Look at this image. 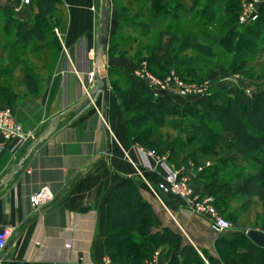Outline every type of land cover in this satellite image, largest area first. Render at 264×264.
<instances>
[{"label": "crops", "instance_id": "0c3cea01", "mask_svg": "<svg viewBox=\"0 0 264 264\" xmlns=\"http://www.w3.org/2000/svg\"><path fill=\"white\" fill-rule=\"evenodd\" d=\"M8 3L15 18L32 28L37 17L36 0L29 6H22L20 0ZM98 10L99 0H59L57 12L63 11L65 24L51 26L49 35L53 42L48 36L43 43L15 47H33L36 52L48 53L49 58L31 60L37 67L32 72L17 74L14 66L0 69V84L13 93L6 103L0 96V105H10L23 132L31 133L26 142L6 140L0 134V229L17 228L0 256L2 264H107V204L113 190L129 179L137 188V196L130 200L131 204L127 203L129 207L147 203L155 220L151 231L162 234L169 229L180 239L179 250L172 242L154 244V252L161 253L162 264H185V247L194 250L203 264H222L216 244L237 230L218 236L205 218L186 211L183 200L158 197L151 191L149 185L154 188L163 172L145 168L144 157L128 143L124 111L112 91L106 121L102 118L100 94L94 104L79 114L63 118L58 132L30 154L7 187L2 185L47 123L88 92L85 87L97 53ZM55 47L59 53L56 58L52 56ZM106 67L109 73L113 70L127 79L135 69L133 62L122 56L106 62ZM27 73L38 82L40 91L36 95H30L25 87L23 77ZM174 101L179 106L186 103L182 98ZM194 186L198 193L206 194V183L200 174H196ZM41 190H48L55 199L35 211L30 198Z\"/></svg>", "mask_w": 264, "mask_h": 264}, {"label": "trees", "instance_id": "16d2710c", "mask_svg": "<svg viewBox=\"0 0 264 264\" xmlns=\"http://www.w3.org/2000/svg\"><path fill=\"white\" fill-rule=\"evenodd\" d=\"M139 1L143 2L144 6L139 9V12L134 13L135 16H140V18L149 21L150 25L147 28L151 26L159 27V37L169 39L167 48L163 49V46L160 45L153 51L148 60L151 69L158 68L163 73L165 70L162 61L167 59L172 41L182 38L181 49L186 47L192 49L201 48L197 44V37L194 31H199L212 25L213 18L208 13L214 8L213 2H218V0H203L202 21L199 20L200 15H195L193 24L183 27L180 33L181 28L179 27L181 26L173 25L161 28V24L164 25L169 17L177 23L180 18L189 16L194 8L193 6H196L197 3L199 4L201 0H191L192 5L189 8L184 5L183 0ZM210 1H212L211 4L209 3ZM219 1H221V4L217 9L215 8L214 13L221 11V14L225 15L226 21L220 24L222 37L219 40V44L224 46L235 39H239L242 34L240 32L241 29L238 27L240 4L238 0ZM58 3L59 0H36L37 17L35 20L40 21L41 24H34L32 28L29 27V23L21 22L9 13L8 21L12 22L13 26L11 30L15 39L12 49L31 42H45L48 39L51 28L50 18L56 15ZM171 3L174 4L173 7L170 6ZM133 4L134 2L131 1L130 5ZM260 14V19L254 23V25H259L251 28L254 36H260L264 32V9L261 10ZM203 19H206L208 22L203 21ZM226 31L228 32L227 36H224ZM256 47L254 44H248L245 49L237 51V47L230 46L229 49L232 52L235 51L230 66L231 70L239 72L245 67L250 66L251 63L247 58L249 55L255 54ZM145 48L144 50H150V46ZM201 50L207 49L201 48ZM257 53L261 54L264 51L259 50ZM177 57L178 55L176 54L171 59L177 60ZM196 62L197 59L195 58H191L189 62H181V65L187 69L184 77L193 81H197L196 79L201 74V69L197 67ZM23 81L30 95L39 93L38 82L32 74H25ZM256 89L257 92L253 93L252 96L247 95L241 90H237L234 96H224V98H221V93H213L210 97L199 99L198 104L204 111L201 112L202 116H204V113L210 115L206 116L210 124L220 129L219 132H216L213 127L207 126L201 121L198 127H191L188 135L190 136V142H196L201 145L204 156L211 153L215 155L222 135H229L230 139L227 145L236 152V155L239 157L238 160L251 161L263 167L258 174L249 175L244 180L243 185L237 188V191L243 197L259 199L264 208V87L257 86ZM12 94L8 88L0 84V96L5 101L9 100L8 102H10ZM123 95L127 102L124 106V111L127 119V138L130 145L138 144L147 147V145L153 146L156 144V133L151 128L144 129L142 132L141 129L149 122L158 128H164L165 118L177 115L181 110L180 106L173 99L169 97H155L148 87L134 79L129 81V91L122 92L121 96ZM130 114L138 115V118L128 121ZM197 115H199V110L191 108L190 115L188 114L186 117L192 121L197 118ZM171 128L182 134L186 132V128H179L178 124H174ZM162 138L160 136L158 139ZM148 141H150V144H148ZM161 143L158 140V144L161 145ZM163 145L167 144L164 143ZM176 145L185 147L184 142H178ZM176 159L177 157H172L171 161L175 163ZM195 162H198V160L196 159ZM220 163L219 166H223L224 168L231 165L235 167V170L240 169L238 165L229 160L228 162L223 160ZM214 169L218 171V165ZM235 170L233 171L236 173ZM200 175L204 179H206V176L214 177L213 174L209 175L207 171H204ZM211 182L206 184L207 190L212 186ZM134 196H137V188L133 184V181L129 179L122 186H118L113 190L107 204L108 236L106 246L110 259L116 264H144L145 260L152 256L154 244L159 242H172V246H175L177 250L181 246L179 237L172 234L169 229L164 230L162 234H154L151 231L155 225L151 208L147 203L141 202L134 208H130L127 203L132 198L135 199ZM215 203L222 215L226 213L227 207L225 208L217 198ZM233 218L237 224L236 217L234 216ZM146 231L149 233L148 239L150 243L148 245H152V247L141 245L132 240L135 234ZM216 247L222 264H264V249L256 246L245 235L244 231L234 232L223 237L217 242ZM183 251L185 252L183 254L185 256V264H203L190 247H185Z\"/></svg>", "mask_w": 264, "mask_h": 264}, {"label": "rangeland", "instance_id": "374dc122", "mask_svg": "<svg viewBox=\"0 0 264 264\" xmlns=\"http://www.w3.org/2000/svg\"><path fill=\"white\" fill-rule=\"evenodd\" d=\"M131 1L134 2L133 5H130ZM211 2L212 1L209 3L211 4ZM111 3L112 9L110 15L111 22L109 29V42L105 62L109 63L112 59L121 56L127 57L134 64V71L146 64L148 71L158 80L165 81L169 77H177L185 85L192 86L193 88H199L205 84H210V96L213 93H221V98H224V96H234L237 90H241L243 92L246 91L250 93L249 96H252L253 93L257 92V86L264 87V53H257L259 50L264 51V32L263 34L261 33L260 36L257 34V36H254L251 32V28L257 27L259 24L241 25L238 18V27L241 29L240 32L242 33L240 38L235 39L231 43L224 46L220 45L219 40L222 37V28L220 27V24L225 22L226 19L225 15L221 14V11L214 13V10L221 4V1L218 0V2H213L214 8H212L208 13L211 14L213 18L211 23L212 25L209 24L211 26L205 27L199 31H194L197 37V44H199L201 48H206L207 50H201V48L192 49L187 47L181 49L183 41L182 38L172 41L170 50L168 51L169 55L167 59L162 61L165 70L164 73L159 71L158 68L151 69L148 60L153 51L160 45L163 46V49H166L169 39L166 37H159V27L156 28L151 26L147 28V26L150 25L149 21L140 18V16H135L134 13L139 12V9L144 6V3L141 1L138 2V0H111ZM183 3L188 8L192 5L191 0H183ZM170 6L173 7L174 4L171 3ZM193 7L194 8L192 9V12H190L189 16L180 18L177 23L169 17L164 25L161 24V28L173 25L178 27L181 26L179 27L181 28V33L183 27L189 25L191 26L193 24L195 15H200L199 20L202 21L204 1L201 0L199 4L197 3L196 6ZM102 9L103 4L102 1L99 0L98 22L99 19H101ZM9 13L15 17L16 13L11 8L8 0H0V69H8L14 66V68L17 67L18 69L17 74L21 72L36 71L37 67L31 62V60L36 61L41 57L49 58V54L42 51L36 52L33 47H30L29 49H12L15 39L11 30L13 26L12 22L8 21ZM204 20L205 22H208L206 19H203V21ZM33 24H41V22L34 19ZM62 24H65V15L63 11L57 12L55 16L50 18L51 26H60ZM227 33L228 32L226 31L224 36H227ZM49 40L53 42V37H50V35ZM248 44H254L257 46L254 51L255 54L249 55L247 58V60L251 63L250 66L245 67L239 72L231 70L230 66L232 64L235 51L232 52L229 49L230 46L234 48L237 47V51H239L241 49H245ZM148 46H150V50H144L146 49L145 47ZM52 52V56H55V58L58 57V48L55 47L52 49ZM62 53L65 54L64 46L62 47ZM30 54L32 57H29ZM176 54L178 55L177 60H172ZM23 57L25 58L23 59ZM191 58L197 59L196 65L201 69V74H199V78L196 79L197 81L184 77L187 69L185 66L181 65V62H189ZM112 71L110 70L112 77L110 79L109 91H112V93L118 98V101L124 111V106L127 102L125 101L126 98L124 95L121 96V93L129 91V81H132L134 71L130 74L129 79L122 74H117ZM231 77H235L237 79L231 81ZM92 84L93 81L90 82L89 76L88 87H85L87 91H89ZM1 99L6 103L3 98ZM182 99L186 100L185 105L180 106L181 110L177 115L167 116L165 118L164 128H158L156 125L149 122L144 125L143 129H141L142 132L144 129L151 128L153 132L156 133V144L153 146L147 145V147H143L138 144H134V146L142 148L146 151H154L159 157L168 158L169 161L176 166L191 163L194 168L198 169L199 167L202 168L207 164H210L208 169H211V171L207 172L209 175L213 174L214 177H205V183L208 184L212 181V186L206 190L207 192L204 195H212L215 200L217 198L225 208L227 207V210L225 211L226 213L223 215L233 225L235 231H244V233H246V231L249 230H258L263 232L264 208L260 203V200L257 198L243 197L240 192L237 191V188L243 185L244 180H246L249 175L258 174L263 167H260L251 161L245 162L238 160L239 157L236 155V152L227 145V142H229L230 139L229 135H222L220 145L217 147V153L215 155L211 153L204 156L201 145L196 142H190V136L188 135L189 130L191 127H198L201 121L204 122L205 125L213 127L216 132H219L220 128H216L214 125L210 124L209 119L206 118V116L210 115L204 113V116H202L201 112L204 111L198 104V100L201 98L190 97ZM94 102H92L91 105L94 104ZM5 103H3V105L11 107ZM191 108L199 110V115H197V118L192 121L186 117L188 114L190 115ZM137 116L138 115L130 114L128 121L138 118ZM125 121H127L126 117ZM174 124H178L179 128H186V132L182 134L174 131L171 128ZM160 136L163 138L158 139ZM158 140H160L163 144L166 143L167 145H163L162 143L159 145ZM178 142H184L185 147L176 145ZM148 144H150V141H148ZM172 157H177L175 163L171 161ZM196 159L198 162H195ZM223 160L225 162H228L229 160L230 162L235 163L240 169L235 170V167L231 165L226 168L219 166V164H221L220 162ZM217 165L218 171L214 169ZM233 170H235L236 173ZM234 216L237 219V224L233 220ZM148 235V231L138 233L133 236L132 240L141 245L149 246L148 244L150 243V240L148 239ZM149 247H152V245ZM152 250H154V248H152ZM110 261L112 262L111 259ZM112 264L116 263L112 262Z\"/></svg>", "mask_w": 264, "mask_h": 264}, {"label": "built area", "instance_id": "2783aa9c", "mask_svg": "<svg viewBox=\"0 0 264 264\" xmlns=\"http://www.w3.org/2000/svg\"><path fill=\"white\" fill-rule=\"evenodd\" d=\"M239 2L241 4L240 24L252 25L256 23L260 18V11L264 9V0H239ZM32 3L33 0H20L22 6H29ZM133 79L148 87L155 97H169L175 100L176 98H204L210 96V84L193 88L185 85L177 77H169L165 81L158 80L148 71L146 64L134 71ZM230 79L233 81L237 78L231 77ZM91 81H93V73L90 75ZM0 134L6 140L17 138L21 142H26L31 137V133H24L17 123L12 108L2 105H0ZM16 148L15 146L14 149ZM137 152L147 162L144 165L145 168L160 169L163 172L161 181L154 188L149 185L156 196H172L183 200L186 211L193 216L205 218L212 231L218 236L234 231L233 225L216 207L215 198L210 195H201L195 189L194 180L196 174L203 173L210 167V164L198 169L194 168L191 163L176 166L168 158L159 157L154 151H146L137 147ZM150 161H153L154 164H151ZM54 199V196L48 190H41L31 196L30 203L35 211H39L51 205ZM16 230L17 228L9 226H4L0 229V256L7 248L10 238ZM247 233L248 231H246L245 235ZM0 264H2L1 257ZM107 264H112V262L107 260ZM145 264H162L161 253L159 251L154 252L145 261Z\"/></svg>", "mask_w": 264, "mask_h": 264}, {"label": "water", "instance_id": "95a60500", "mask_svg": "<svg viewBox=\"0 0 264 264\" xmlns=\"http://www.w3.org/2000/svg\"><path fill=\"white\" fill-rule=\"evenodd\" d=\"M103 4L100 24L98 28V40H97V53L95 57V66L93 70V84L89 91L82 96L79 102L62 113L58 114L52 118L46 126V129L40 133L38 138L34 140L29 148L27 149L22 160L15 165L11 172L7 175L2 185L7 187L10 182H12L15 176L23 169V164L25 160L30 156V154L41 144L48 141L53 135H55L62 123L63 118L70 117L73 115L79 114L87 106L91 105L97 97L102 94L103 97V113L102 118L106 121L107 106L110 96L109 84H108V69L106 67V53L109 42V29L111 22V9L112 3L111 0H101ZM109 134V130L107 129ZM110 136V134H109ZM107 150H110V143L108 144ZM247 237L258 247L264 249V232L258 230H249Z\"/></svg>", "mask_w": 264, "mask_h": 264}]
</instances>
